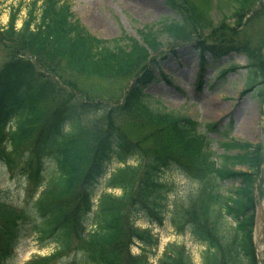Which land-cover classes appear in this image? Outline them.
Segmentation results:
<instances>
[{
  "label": "trees",
  "instance_id": "trees-1",
  "mask_svg": "<svg viewBox=\"0 0 264 264\" xmlns=\"http://www.w3.org/2000/svg\"><path fill=\"white\" fill-rule=\"evenodd\" d=\"M166 1L182 16L167 18L157 31L146 27L141 39H99L63 0H35L21 29L19 8L6 27L0 21V170L32 192L22 208L0 200V264L15 259L27 236L56 249L25 264H152L160 240L137 222L162 227L168 218L176 235L203 247L202 264H260L254 232L258 194L264 201L262 144L226 139L229 130L202 125L198 117L154 109L145 91L172 80L162 68L164 50L171 46L176 56L173 47L189 44L198 57V84L206 68L240 54L246 59L241 94L257 92L263 101L264 53L243 30L264 17V0H235L242 24L230 31L223 23L210 35L190 29L184 6ZM62 68L103 80L140 73L124 104L112 110L57 80ZM222 68L221 82L238 69ZM129 123L145 135L133 139L124 129ZM213 142L225 152L215 154ZM174 175L196 185L187 199L178 196ZM137 244L140 255L132 252ZM157 262L194 264L178 242Z\"/></svg>",
  "mask_w": 264,
  "mask_h": 264
},
{
  "label": "rangeland",
  "instance_id": "rangeland-1",
  "mask_svg": "<svg viewBox=\"0 0 264 264\" xmlns=\"http://www.w3.org/2000/svg\"><path fill=\"white\" fill-rule=\"evenodd\" d=\"M34 1L0 0L2 26L6 27L9 24L12 13L19 8L22 10L18 23V27L21 29L28 19ZM63 1L92 35L111 42L118 39L123 40L125 37L141 39L140 32L146 27L154 28L157 31L161 22L166 21L167 18L177 19L180 15L171 9L166 0ZM174 3H176L177 9L184 6L182 9L183 16L191 26L190 29H194L198 34L210 35L213 31L221 30L223 23L225 28L230 31L237 30V26L242 24V21L241 23L236 21L237 17L233 11L235 0H174ZM262 15L259 14L253 23L243 31L251 43L262 46V53H264V17ZM249 17H245L243 23ZM171 48L168 46L164 50L168 59L162 67L165 73L172 78L170 84L164 80H159L154 84H149L145 91L146 95L152 96L151 105L154 109L162 107L169 111L175 110L185 115L195 116L201 120L202 125L218 122L217 130L219 132L229 130V139L255 144L261 143L264 150V100H261L257 92H248L243 96L241 94L246 87V70L243 69L246 65L245 57L236 53L223 56L212 67L205 69L202 76L203 85L201 88H197L195 75L199 66L193 46L180 44L178 47H173L176 56L170 53ZM227 63L235 65L238 69L234 73H229L224 82L216 80L217 74L223 70L222 67ZM56 72L59 73L56 79L71 84L73 92L87 97L92 103L116 110L124 104L128 90L134 84L140 70L127 78L105 80L80 76L64 69ZM124 129L133 139L145 135L144 129L136 124L129 123L124 126ZM213 139L216 142L226 141L218 135ZM211 149L217 155L225 152L215 142L212 143ZM235 169L245 170L241 166ZM47 170V173L50 172L49 169ZM172 179L177 186L178 196L181 200L187 199L196 188V185L180 175H174ZM236 186L238 183L232 185V187ZM31 193L30 187L18 177H11L4 169L0 170L1 201L22 208ZM116 195H119V191H116ZM137 225L141 229L151 230L154 235L159 236L161 244L158 249V256L163 253L167 244L178 242L189 249L194 264H202L201 252L204 250L203 247L195 244L188 235L176 237L169 218L162 228L151 227L145 220L138 221ZM260 236L259 238L255 235V244L258 261L260 264H264V234ZM55 249L56 246L52 244L47 248H40L32 236H27L19 242L15 259L10 264H25L32 257L49 256ZM132 252L139 255L141 253L139 246L135 245ZM156 260L151 256L148 258V261L153 264H158Z\"/></svg>",
  "mask_w": 264,
  "mask_h": 264
},
{
  "label": "water",
  "instance_id": "water-1",
  "mask_svg": "<svg viewBox=\"0 0 264 264\" xmlns=\"http://www.w3.org/2000/svg\"><path fill=\"white\" fill-rule=\"evenodd\" d=\"M259 216L257 219V230H258V234L261 235L262 232H264V212H263V207L261 205L260 209H259Z\"/></svg>",
  "mask_w": 264,
  "mask_h": 264
}]
</instances>
